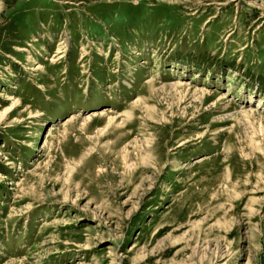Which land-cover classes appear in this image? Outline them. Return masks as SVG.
<instances>
[{"label":"rangeland","instance_id":"obj_1","mask_svg":"<svg viewBox=\"0 0 264 264\" xmlns=\"http://www.w3.org/2000/svg\"><path fill=\"white\" fill-rule=\"evenodd\" d=\"M0 264H264V0H0Z\"/></svg>","mask_w":264,"mask_h":264}]
</instances>
